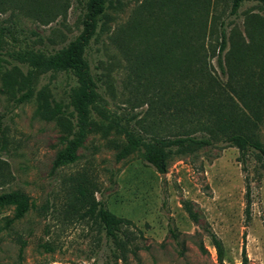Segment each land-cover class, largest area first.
Returning a JSON list of instances; mask_svg holds the SVG:
<instances>
[{"label": "rangeland", "instance_id": "374dc122", "mask_svg": "<svg viewBox=\"0 0 264 264\" xmlns=\"http://www.w3.org/2000/svg\"><path fill=\"white\" fill-rule=\"evenodd\" d=\"M161 1L113 0L114 5L105 13L86 54L92 72L100 79V92L109 112L122 123L130 121V126L146 137L150 135L143 131L153 123L147 116V103L141 105L137 100H143V94L151 93L152 88H147L145 82H139V86L138 77L129 78L131 66L119 30L143 5H154L151 17L173 11H161ZM67 3L63 14L45 22L21 14L11 17L10 12L0 13V28H15L18 38L0 50V90L3 74L14 65L20 66L24 74L27 72L10 57L13 50L29 46L53 52L81 33L84 1ZM229 11L228 0L212 1L207 32L213 30L215 37L207 41L208 48L215 47L221 22L230 24L228 34L232 28L244 33L246 15L264 16V10L253 2L242 6L237 19L229 17ZM145 40L139 38L133 43L138 51L144 49ZM152 49L158 52V46ZM208 57L210 71L226 82L228 76L220 71L217 54ZM74 85L66 74L48 72L39 76L36 90H45L56 102L67 104ZM36 99L17 105L0 94V170L5 177L0 192L22 191L34 204L24 218L0 231V264H104L111 260L104 232L90 221L79 219V213L71 207L79 184L87 183L112 214L134 223L129 231L136 238L130 248L138 246L139 259L128 254V262L123 264H242L243 248L249 264H264V159H259L256 151L250 150L241 158L237 148L218 141L211 147L172 157L167 173L160 175L146 163L143 150L117 161L123 137L115 131L98 132L89 135L78 148L79 159L75 163L54 170L53 162L63 148L60 142L65 132L55 122L37 115ZM93 117L100 119L97 113ZM164 127L165 124L160 128ZM256 133L264 145V119ZM184 202H189L199 215L198 223L189 217ZM13 216V208H0V228ZM170 227L180 234L179 242L171 236ZM210 232L222 241V263ZM201 241L206 253L198 247ZM181 244L184 256L180 255Z\"/></svg>", "mask_w": 264, "mask_h": 264}, {"label": "trees", "instance_id": "16d2710c", "mask_svg": "<svg viewBox=\"0 0 264 264\" xmlns=\"http://www.w3.org/2000/svg\"><path fill=\"white\" fill-rule=\"evenodd\" d=\"M83 1V30L75 39L53 52L29 46L13 50L9 53L10 57L26 67L27 72L24 74L20 66L14 65L1 80L0 94L7 95L17 105L36 97L37 115L55 122L65 132L60 142L63 148L53 162L54 170L75 163L79 159L78 148L89 135L110 131L123 137L122 144L118 145L117 161L143 150L146 163L160 175L167 173L172 157L184 156L197 148L211 147L218 141L237 148L241 158L254 150L259 159H264V145L256 133L264 119V16L246 15L244 33L232 28L228 34L230 24L227 26L225 21L221 22L215 47L210 49L207 41L214 40L215 35L213 30L208 34L207 27L213 0H162L160 10L173 8V11L160 17H151L152 4L138 7L135 15L119 32L125 40L124 51L131 66L129 78L138 77L139 86V82H145L147 88H152L151 93L147 91L143 94V100L140 97L137 100L141 105L147 103V116L153 123L144 131L140 128V131L149 133L150 137H146L134 130L127 119L122 123L121 119L112 116L100 92V79L92 72L86 57L100 22L114 2ZM228 2L229 17L235 19L239 18L240 10L247 2L256 3L264 10V0ZM67 4V0H0V13L10 12L11 17L21 14L45 22L50 21L52 16L55 19L58 14H63ZM14 29L0 28V50L18 41ZM7 37L11 40L8 41ZM118 37L122 39L120 35ZM139 38L146 40L142 41L144 49L138 51L133 43ZM156 46L158 52L152 49ZM216 54L220 71L228 76L226 82H222L208 68V56L215 57ZM48 72L64 73L75 82L67 104L56 102L45 90H36L39 76ZM94 113L98 114L99 120L93 117ZM2 124L3 115L0 113V132ZM159 124H165V127L160 128ZM198 133L203 135L198 136ZM0 181V185L5 182L1 170ZM95 193L88 183L79 184L71 207L79 213V219L90 221L104 232L111 253V260L104 264L111 261L126 263L128 254L139 259L138 246L130 248L136 238L129 231L134 223L112 214L101 200L96 199ZM183 205L189 217L198 223L199 215L193 211L191 204L184 202ZM33 206L30 196L22 191L0 192V208L14 209V216L6 220L0 231L24 218ZM249 206L248 198V214ZM169 231L179 242L177 230L170 227ZM139 234L143 237L141 231ZM209 236L222 263V241L213 232ZM181 246L180 255L184 256L185 248L183 244ZM24 247L25 243L21 252ZM198 247L202 253L207 252L202 241ZM242 264H249L245 248L242 250Z\"/></svg>", "mask_w": 264, "mask_h": 264}]
</instances>
